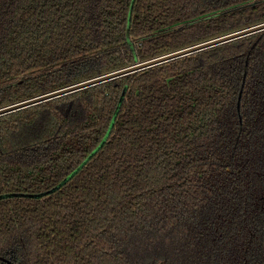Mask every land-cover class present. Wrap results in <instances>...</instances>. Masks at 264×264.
Wrapping results in <instances>:
<instances>
[{
	"label": "trees",
	"instance_id": "1",
	"mask_svg": "<svg viewBox=\"0 0 264 264\" xmlns=\"http://www.w3.org/2000/svg\"><path fill=\"white\" fill-rule=\"evenodd\" d=\"M263 23L264 0H0V109ZM3 194L0 264H264V30L0 115Z\"/></svg>",
	"mask_w": 264,
	"mask_h": 264
},
{
	"label": "water",
	"instance_id": "2",
	"mask_svg": "<svg viewBox=\"0 0 264 264\" xmlns=\"http://www.w3.org/2000/svg\"><path fill=\"white\" fill-rule=\"evenodd\" d=\"M262 30H264V23L250 27V28H247V29H243V30H240V31H237L234 33H230L228 35H224V36L218 37L216 39H212V40L206 41L204 43H201V44H198V45L186 48V49H182V50H179V51H176V52H173V53H170V54H167V55H164V56L152 59V60H148V61H145L142 63H137V64L132 65L130 67H127V68H124V69H121V70H118V71H115V72L94 78V79H91L88 81H84L82 83L72 85V86H69V87H66V88H63V89H60V90H57V91H54V92H51V93H48V94H45L42 96H38V97L32 98L30 100H26V101H23V102H20V103H17V104L8 106V107L1 108L0 109V115L6 114L9 112H13V111L25 108V107H29V106H32L34 104L44 102V101H47V100H50V99H53V98H56L59 96H63V95H66L68 93L78 91V90L87 88L89 86H93V85H96V84H99V83H102V82H105V81H108V80H111V79H114V78H117L120 76L129 75V74L132 75L138 71L152 67L154 65H158V64H161V63H164V62H167V61H170V60H173V59L185 56V55H189L191 53L198 52V51H201V50H204V49H207V48H210V47H213V46H216V45L228 42V41H231L233 39H237V38L252 34L255 32H259ZM104 141H105V137H104V139H103V141L99 147H101L103 145ZM96 150H94V152H96ZM82 165H84V163H82ZM82 165H80L70 175H68L65 179H63L61 181V183H59L58 185H56L55 187H53L52 189L47 191L46 194L51 193V192L57 190L58 188H60L62 185H64L77 172V170ZM43 194H45V193H43ZM15 195H19V194H3V195H0V199L15 196ZM29 196L37 198V197L42 196V194L29 195Z\"/></svg>",
	"mask_w": 264,
	"mask_h": 264
}]
</instances>
